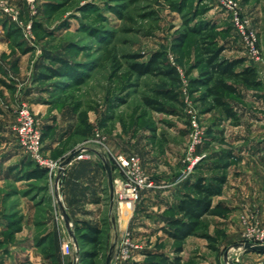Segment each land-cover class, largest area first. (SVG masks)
Here are the masks:
<instances>
[{
	"label": "rangeland",
	"instance_id": "1",
	"mask_svg": "<svg viewBox=\"0 0 264 264\" xmlns=\"http://www.w3.org/2000/svg\"><path fill=\"white\" fill-rule=\"evenodd\" d=\"M237 1L258 35L260 30L264 32V0ZM255 14L261 25L254 24ZM188 25L205 29L201 34L191 33ZM181 34L184 41L179 45L177 37ZM213 39L215 42L207 46L225 49L234 41L245 49L221 0H0V264H92L84 258L83 250L93 246L74 235L73 247L64 231L53 194L52 173L47 168L44 174L34 173V163L18 144L11 127L17 108L28 104L34 108L35 111L31 109L39 124L47 121L42 127L43 140L69 126L71 135L65 145L97 143L104 134L111 143L129 145L159 168L160 173L147 170L158 181L161 176L173 174L170 169L175 167L170 165V159L174 150L185 166L192 128L186 124L184 102L175 106L179 112H159L146 107L142 97L151 95L153 88L190 89L188 76L199 74L205 67L202 46ZM156 52L162 54L159 70L172 73L139 76L131 70L132 62H145ZM68 67L71 75L65 76L63 68ZM190 98L197 100V95ZM199 107L204 110L201 103ZM177 119L183 121L179 133L175 132ZM208 123H200L201 139L192 152L198 159L188 178L199 164L213 160L203 145ZM98 132L103 138L97 136ZM214 136L208 141L220 144L219 135ZM59 152L44 155L51 160L63 159L56 157ZM221 164L210 170L199 166V172L206 171L209 176L226 174L227 168ZM256 207H244L238 214L241 242L229 246L224 263L264 264V250L245 246L246 241L264 244L259 236L264 222ZM114 210L116 216L121 214L116 206ZM215 210L202 218L200 232L193 234L206 239L214 250L218 247L209 234L207 215H228L229 211ZM75 224L79 228L76 234L80 235L84 225L80 221ZM98 226L103 230L102 245L95 260L105 264L110 238L107 218L103 217ZM123 231L115 222L113 238L118 247H124L127 238L139 247L130 258L116 256L113 264H160V259L149 253L167 249V242L157 241L155 249L148 251L145 247L151 237L148 241L136 240ZM19 242L25 243L18 245ZM65 243L70 244V249ZM176 244L173 240L171 250L165 254L170 257ZM250 255L254 257L247 258ZM193 258L181 263L207 264L204 256L197 261Z\"/></svg>",
	"mask_w": 264,
	"mask_h": 264
},
{
	"label": "crops",
	"instance_id": "2",
	"mask_svg": "<svg viewBox=\"0 0 264 264\" xmlns=\"http://www.w3.org/2000/svg\"><path fill=\"white\" fill-rule=\"evenodd\" d=\"M255 17L257 19L254 18V24L261 25L262 21L257 14H255ZM259 38L260 45L264 50V32L261 30ZM222 56L228 58L246 57V64L256 66L259 77L263 81V87L253 88L240 84L237 93L226 95L225 98L232 107L233 115L227 114L221 107H215L207 111L199 109L200 123L209 122L207 136L203 145L207 146V148L204 147V150L208 152L213 160L199 164L194 170L192 178L200 174L208 175L206 171L204 173L199 172L201 168L199 166H202L205 170H210L214 166H216L214 168H217L220 163L225 164L227 180L223 185L222 192L213 197L212 204L213 207L220 205L223 209L229 211L228 215H207L210 217L209 234L213 237V243L218 249L214 250L210 247L206 239L191 235L186 238L183 245L184 249L180 253H169L171 255L170 258L178 255L185 262L193 257L197 261L198 258L204 256L205 260H203L207 264H226L224 262L228 258L229 246L237 245L241 242L238 214L244 207L257 206L259 216L264 222V65L249 59L246 49H243L242 44L239 42L230 41L227 43ZM196 75L191 74L188 78L190 79ZM179 92L180 96L182 95V102H184L186 94L189 97L197 95V100L196 98H191V100L199 107L198 97L201 90L191 91V88H181ZM183 105H185L186 111L184 112L187 120L186 124L190 125L186 104ZM30 107L34 110L32 106ZM176 115L179 117V114ZM203 116L211 119L207 121L208 119L205 118V121H203ZM176 121L175 132L179 133L183 129L179 128L183 121L178 119ZM45 122L47 121L40 125L44 127ZM69 130L71 128L68 126L58 130L56 135L51 138L47 137L43 140L44 152L51 154L60 151L56 157L67 159L70 153L79 146L74 143L65 145L66 140L71 135ZM214 135H219V139L222 140L220 144L214 145L215 142L208 141V139L212 140L213 137H216ZM83 145H86L88 150L91 151L90 156L82 159L71 158L72 160H70L60 177V183L57 188L53 182L54 178H52L57 210L68 238H70L71 232L75 233V222L88 221L99 225L103 217H106L109 223V252H113L118 244L113 238V229L115 228V222H117V225L124 230L123 234L128 231L133 239H145L148 241V238L151 237V245L148 244L145 250L155 249L153 245L157 241L164 240L169 248H162L158 251L164 253L166 251L168 253L167 250H171L170 245L174 239L163 232L162 226L165 224V220L162 214L185 191V187L181 185L182 183L175 186L169 185L179 174L178 171L184 167L177 150H174L172 159H170V165L175 167H171L172 169L170 170H173L175 174L173 172V174L171 173L165 178L161 176V178L157 179L158 181H155L157 183L155 188L144 190L133 210L132 203H127V205L123 203L122 206H118L117 202L114 201L112 204L107 165L111 166L112 176L115 179L120 176L115 164V155L118 153H137L141 157L140 153L130 148L129 145L118 144L115 141L111 143L109 137L105 134L102 143H85ZM202 146L200 149L203 151ZM141 159L143 158L141 157ZM144 159L142 160V165L147 173V170L160 173L159 168L154 167L155 164L153 162H148L147 159ZM223 160L224 162H220ZM114 206L118 210L121 209L122 213H119L118 216L115 214ZM126 212L130 213V217L127 219L125 226L122 227L121 215ZM48 227H51L50 222ZM152 229L154 232L151 234L149 231H152ZM143 233L146 234L143 235ZM23 243L25 242H19L18 245H23ZM253 257L250 255L247 258ZM110 264L113 263L111 262ZM122 264L129 263L123 262Z\"/></svg>",
	"mask_w": 264,
	"mask_h": 264
},
{
	"label": "trees",
	"instance_id": "3",
	"mask_svg": "<svg viewBox=\"0 0 264 264\" xmlns=\"http://www.w3.org/2000/svg\"><path fill=\"white\" fill-rule=\"evenodd\" d=\"M204 29L188 25V30L191 33L201 34ZM209 38H212V34H209ZM183 41L184 34L178 35L177 43L180 45ZM214 42V39L206 40V44H203L204 58H201V61L204 62L205 67L200 70L199 74L189 79V85L191 91L201 90L198 100L204 106L205 111L221 107L227 114L233 115L232 107L225 96L237 93L240 84L247 87L260 88L263 87V81L259 77L256 66L246 64V57H223L224 48L222 46H207ZM161 59L162 54L156 52L145 62H132L130 67L139 76L172 73L171 70H159L158 65L161 63ZM70 69L69 67L63 68L65 76L71 75ZM49 71L54 72V69L49 67ZM51 72H48L47 75H51ZM142 101L149 109L168 113L177 111L175 106L183 104L179 90L169 86L153 88L152 94L144 95ZM169 103H172V105H169ZM43 137L44 132L42 140ZM30 161L34 163V170H32L34 173H45L46 169L40 167L32 159ZM226 180V174H215L212 176L200 174L195 178H188L182 182L181 185L185 187V191L162 214L165 220L162 229L165 234L177 243L174 248L176 253L181 252L182 243L187 237L200 232L199 227L202 223V218L206 214L222 208L220 205L213 207L212 203L213 197L222 192ZM82 224L84 225V231L77 235L76 229L79 228L75 224L74 235L77 239L80 238L93 246L92 249L83 250V255H85L84 258L92 261H89L90 263L97 264L95 259L100 255L103 230L98 225L88 221H83ZM149 254L152 257H158L160 264H182L178 255L170 258L164 252H150Z\"/></svg>",
	"mask_w": 264,
	"mask_h": 264
},
{
	"label": "built area",
	"instance_id": "4",
	"mask_svg": "<svg viewBox=\"0 0 264 264\" xmlns=\"http://www.w3.org/2000/svg\"><path fill=\"white\" fill-rule=\"evenodd\" d=\"M34 1L35 0H28V2ZM221 3L225 7L226 13L231 17L234 30L239 35L246 49L248 58L264 65V50L260 45L257 29L252 25L241 4L237 0H221ZM5 9L11 11V13L15 15L12 8L6 6ZM184 103L187 107L189 122L192 128V142L186 159L184 160L186 162L185 166L181 169L174 180L169 183L170 186H175L185 181L192 173L193 166L198 159V156H193L192 152L194 146L199 143L201 139L200 110L188 94H186V97L184 98ZM11 127L16 135L18 144L24 149L27 156L40 167L47 168L52 173L54 178L53 182L57 188L62 173L72 159L68 161L67 159L51 160L44 155V145L42 140L43 129L37 121L34 111L28 104L23 103L17 108L15 121ZM97 136L100 138L102 137L99 132L97 133ZM97 141L99 143L103 142L102 139H97ZM75 150H78L77 154L73 157L76 159L86 158L91 154V151L88 150L86 145H79ZM114 159L120 175L115 179L113 178L114 201L117 202L118 206H122L123 203H132L134 210L135 204L141 198L143 191L155 188L157 183L145 171L139 154L118 153L115 155ZM124 234L127 235L129 233L128 231H125ZM259 236L260 240H264V231H261ZM69 239L71 240V245L75 247L74 234L72 232ZM125 242L126 245L124 247H118V244L115 246L112 252V263L116 256L122 259L132 257L133 252L139 247L138 244H131L129 238H127ZM246 244H250V242L246 241ZM64 245L70 249L69 243H65Z\"/></svg>",
	"mask_w": 264,
	"mask_h": 264
},
{
	"label": "water",
	"instance_id": "5",
	"mask_svg": "<svg viewBox=\"0 0 264 264\" xmlns=\"http://www.w3.org/2000/svg\"><path fill=\"white\" fill-rule=\"evenodd\" d=\"M78 150H74L70 153V155L67 158V161L70 160L71 158H73L76 154H77ZM107 173L109 176V180H110V187H111V199H112V204L114 202V193H113V176H112V170H111V166L108 164L107 165ZM126 224V223H125ZM125 225H123L122 223V227H124ZM74 239L76 241V237L74 236ZM77 243V242H76ZM245 246H250V248H252L253 250H264V244H245ZM111 259H112V252L110 251L107 258H106V262L105 264H110L111 263ZM235 264V263H232Z\"/></svg>",
	"mask_w": 264,
	"mask_h": 264
},
{
	"label": "bare ground",
	"instance_id": "6",
	"mask_svg": "<svg viewBox=\"0 0 264 264\" xmlns=\"http://www.w3.org/2000/svg\"><path fill=\"white\" fill-rule=\"evenodd\" d=\"M115 192V191H114ZM115 197V196H114ZM127 205V203H126ZM122 213V212H121ZM123 216V219H125L127 221V219L130 217V213L129 212H126L125 214L122 215ZM233 251H231L232 253Z\"/></svg>",
	"mask_w": 264,
	"mask_h": 264
}]
</instances>
